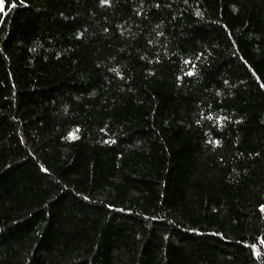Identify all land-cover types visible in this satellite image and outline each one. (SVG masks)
I'll return each mask as SVG.
<instances>
[{"label":"trees","instance_id":"16d2710c","mask_svg":"<svg viewBox=\"0 0 264 264\" xmlns=\"http://www.w3.org/2000/svg\"><path fill=\"white\" fill-rule=\"evenodd\" d=\"M0 264H264V0H4Z\"/></svg>","mask_w":264,"mask_h":264},{"label":"rangeland","instance_id":"374dc122","mask_svg":"<svg viewBox=\"0 0 264 264\" xmlns=\"http://www.w3.org/2000/svg\"><path fill=\"white\" fill-rule=\"evenodd\" d=\"M1 14H2V13H0V15H1ZM34 15H35V18H36V20H37L39 26H42V24H44V23L50 21V19L52 18V16L47 15V14H43V13H34ZM86 34H88L89 36L93 35V33L90 32V31H87ZM93 37H94V36H93ZM109 52H110V49L107 47V48L105 49V54H104V53H101L100 55H93V57H98V56H103V57L105 56V57H106V56H109V55H108ZM106 54H107V55H106Z\"/></svg>","mask_w":264,"mask_h":264},{"label":"snow or ice","instance_id":"6c2138e0","mask_svg":"<svg viewBox=\"0 0 264 264\" xmlns=\"http://www.w3.org/2000/svg\"><path fill=\"white\" fill-rule=\"evenodd\" d=\"M4 12V0H0V13Z\"/></svg>","mask_w":264,"mask_h":264}]
</instances>
